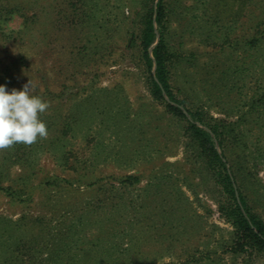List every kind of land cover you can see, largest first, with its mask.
Listing matches in <instances>:
<instances>
[{"label":"rangeland","instance_id":"1","mask_svg":"<svg viewBox=\"0 0 264 264\" xmlns=\"http://www.w3.org/2000/svg\"><path fill=\"white\" fill-rule=\"evenodd\" d=\"M149 1L0 0V84L30 81L49 103L46 138L0 150V185L30 183L21 199L0 191V264H264V252L231 251L228 195L187 131L207 128L189 109L233 130L227 166L264 217V37L249 44L264 0H162L150 50L162 30L187 108L152 92Z\"/></svg>","mask_w":264,"mask_h":264},{"label":"trees","instance_id":"2","mask_svg":"<svg viewBox=\"0 0 264 264\" xmlns=\"http://www.w3.org/2000/svg\"><path fill=\"white\" fill-rule=\"evenodd\" d=\"M153 1L154 0H150L149 2ZM165 11L166 6L163 4V1L160 0L157 5L156 12L153 9V6H151V8L143 15V27L140 34L142 58L148 70L150 84L154 96L159 99H164V95L167 94L171 100H174L175 102H178L180 105L187 108L186 100L178 99L172 85L171 54L162 30L160 41L152 48V50H150L156 40L154 20L160 26L164 21ZM263 37L264 31L256 32V34H254L251 38L249 44L251 43L252 45H255ZM154 67L155 72L152 73V69ZM16 70H21V68L16 67L15 71ZM9 79L10 81H15L12 75L9 76ZM256 103L257 101L253 102V104ZM167 105L170 108V111H176L178 116H183L185 119H187L179 106H174L171 104ZM188 111L190 112L193 120H199L202 124L207 126V128H202L196 125L194 122L187 120V131L190 133L195 146L200 149L199 153L201 157L206 160V165L210 170L218 172L220 178L219 184L223 186L225 189L224 191H226V194L228 195V206H225V209L227 215L237 230V240L235 242L234 248L231 251L235 253L248 252L249 250L264 252V217L257 214L253 210V206L249 202L248 196L245 193L246 191H244L241 180L238 178L237 172L233 166L228 168L227 162L225 160L226 145L224 144V138H227L229 133H231L233 130L229 132L228 128H222L220 126L222 123L212 124L206 121V117L202 111H194L191 109ZM212 134L215 135V138L212 136ZM214 139L219 141L222 147L221 153H219L216 149ZM8 170L9 167L0 168L1 179L4 180V178L9 177ZM123 179L125 183H134L139 180V177L135 175H127ZM11 183L7 188L0 185V191L12 190V192H9L8 194L10 197L15 199H21V196H19L18 193H27L28 187L30 185L29 182L27 183V181L23 180V182L18 184V187L14 189L13 184Z\"/></svg>","mask_w":264,"mask_h":264},{"label":"clouds","instance_id":"3","mask_svg":"<svg viewBox=\"0 0 264 264\" xmlns=\"http://www.w3.org/2000/svg\"><path fill=\"white\" fill-rule=\"evenodd\" d=\"M32 84L22 89L8 90L0 84V150L16 143L32 144L40 138H46L48 129L40 119L49 103L31 93Z\"/></svg>","mask_w":264,"mask_h":264}]
</instances>
